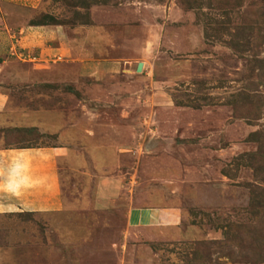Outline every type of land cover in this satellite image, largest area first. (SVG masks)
Listing matches in <instances>:
<instances>
[{"label":"rangeland","instance_id":"obj_1","mask_svg":"<svg viewBox=\"0 0 264 264\" xmlns=\"http://www.w3.org/2000/svg\"><path fill=\"white\" fill-rule=\"evenodd\" d=\"M25 13L56 17L74 50L109 46L100 58L121 69L96 80L52 62L6 88L2 147H53L61 126L78 139L75 173L62 169L69 208L0 214V264H264V0H44ZM100 176H121L128 203L181 207L195 238L87 209Z\"/></svg>","mask_w":264,"mask_h":264},{"label":"crops","instance_id":"obj_2","mask_svg":"<svg viewBox=\"0 0 264 264\" xmlns=\"http://www.w3.org/2000/svg\"><path fill=\"white\" fill-rule=\"evenodd\" d=\"M43 7L44 0H0V129L7 128V119L15 117L11 114V97L6 88L31 83L30 75L33 74L30 73L48 71L52 62L66 60L78 67L79 75L96 80H105L121 69L119 62L100 58L110 51L109 46L100 52L90 47L93 43L85 40L88 46L82 44L74 50L63 27L30 25L31 16L25 12L41 10ZM14 50L34 59L21 60ZM158 68L159 71L169 72L172 66L157 62L153 72L158 73ZM143 70H149L146 63ZM30 115L21 118L28 125L33 120ZM33 125L47 130L45 120L41 123L39 119ZM58 132L60 141L53 147L4 148L0 145V214L61 213L69 208L63 196L60 161L68 160L73 167L74 142L70 139H78V135L71 128L69 139L68 134L67 137L62 134V126ZM86 156L97 164L95 153L88 152ZM94 187L90 200L83 204L87 209L102 211L125 208L128 227L167 228L173 232L175 240H192L197 234L195 228L182 229L185 215L181 207L139 206L132 201L129 204L121 176H100ZM146 254L143 259L150 260L148 252Z\"/></svg>","mask_w":264,"mask_h":264},{"label":"trees","instance_id":"obj_3","mask_svg":"<svg viewBox=\"0 0 264 264\" xmlns=\"http://www.w3.org/2000/svg\"><path fill=\"white\" fill-rule=\"evenodd\" d=\"M57 18L54 17L53 15H47L43 21H36V20H30V25L32 26H58L57 25ZM24 148H33V147H24ZM67 163L69 165V170L75 173V169L71 167L70 163L68 160H61L60 161V176H61V181H62V189H63V196L67 200L65 191H64V184H63V165Z\"/></svg>","mask_w":264,"mask_h":264},{"label":"built area","instance_id":"obj_4","mask_svg":"<svg viewBox=\"0 0 264 264\" xmlns=\"http://www.w3.org/2000/svg\"><path fill=\"white\" fill-rule=\"evenodd\" d=\"M14 54L15 55H18V56H20L21 57V59H28L29 57L28 56H26L25 54H23V53H18L16 50H14ZM31 59V58H30Z\"/></svg>","mask_w":264,"mask_h":264},{"label":"water","instance_id":"obj_5","mask_svg":"<svg viewBox=\"0 0 264 264\" xmlns=\"http://www.w3.org/2000/svg\"><path fill=\"white\" fill-rule=\"evenodd\" d=\"M143 69H144V64L143 63H140L139 66H138V72L139 73H142L143 72Z\"/></svg>","mask_w":264,"mask_h":264}]
</instances>
